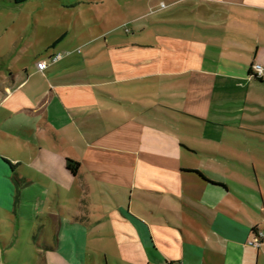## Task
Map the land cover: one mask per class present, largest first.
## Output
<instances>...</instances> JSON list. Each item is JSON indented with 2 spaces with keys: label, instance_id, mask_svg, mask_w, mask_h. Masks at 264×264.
<instances>
[{
  "label": "crops",
  "instance_id": "0c3cea01",
  "mask_svg": "<svg viewBox=\"0 0 264 264\" xmlns=\"http://www.w3.org/2000/svg\"><path fill=\"white\" fill-rule=\"evenodd\" d=\"M61 1L81 24L43 54L0 24V200L45 226L42 264H110L107 236L121 264H264V0H170L143 43Z\"/></svg>",
  "mask_w": 264,
  "mask_h": 264
},
{
  "label": "rangeland",
  "instance_id": "374dc122",
  "mask_svg": "<svg viewBox=\"0 0 264 264\" xmlns=\"http://www.w3.org/2000/svg\"><path fill=\"white\" fill-rule=\"evenodd\" d=\"M79 3L80 15L87 19L89 24L95 23L94 10L102 9L110 3L115 9L116 22L121 21V31L125 36L126 28L135 30V34H131V39H136L135 42L143 43L144 41L153 40V20L154 11L158 8L169 6L170 0H83ZM5 0H0V24L3 26L9 25L12 20L17 21L19 25H37L38 32L34 36L35 50L45 51V43L48 35L43 34L42 30L50 25L73 24L72 18L76 14L75 7L73 9H62L64 3L61 0H25L19 3L18 8L5 6ZM24 3V4H23ZM167 6H165V4ZM16 5V4H15ZM17 6V5H16ZM129 10V22H125L124 12ZM74 11V12H73ZM93 11V12H92ZM120 11L121 13H119ZM32 12L34 15H32ZM148 13V14H147ZM138 18L141 20L139 21ZM125 22V23H124ZM75 24L80 25L81 21L76 20ZM146 23V25H145ZM128 26L126 27L125 25ZM148 24V25H147ZM145 25L144 29H139V26ZM6 38L14 35L13 30L4 33ZM135 35V36H134ZM37 53H31L29 56L33 57ZM38 55V54H37ZM262 150V149H260ZM5 191L0 190V197L5 194ZM16 193V191H15ZM44 225L41 221H34L28 215L20 213L17 207V202L7 205L3 199L0 200V264H42V253L44 251L43 230ZM105 244V250H100L101 253L108 252V261L110 264H121L134 262V255L128 253L119 254V249L115 244V239L107 236L100 239ZM96 238L89 234L86 239V249L94 250ZM104 257V254L101 256ZM142 257L141 255L137 258Z\"/></svg>",
  "mask_w": 264,
  "mask_h": 264
},
{
  "label": "built area",
  "instance_id": "2783aa9c",
  "mask_svg": "<svg viewBox=\"0 0 264 264\" xmlns=\"http://www.w3.org/2000/svg\"><path fill=\"white\" fill-rule=\"evenodd\" d=\"M61 57H62V54H57L53 57V60L54 61L59 60ZM47 66H48V62H46V61L38 62L39 70H44L47 68ZM251 76L253 78H263V76H264V65L259 64V63L254 64L252 67ZM248 244L252 247H255V248L261 247L264 244V233L263 232L258 233L254 238H252L248 241Z\"/></svg>",
  "mask_w": 264,
  "mask_h": 264
},
{
  "label": "trees",
  "instance_id": "16d2710c",
  "mask_svg": "<svg viewBox=\"0 0 264 264\" xmlns=\"http://www.w3.org/2000/svg\"><path fill=\"white\" fill-rule=\"evenodd\" d=\"M15 1L18 2V3H21V2H23L25 0H15ZM258 79H261V78H258Z\"/></svg>",
  "mask_w": 264,
  "mask_h": 264
}]
</instances>
